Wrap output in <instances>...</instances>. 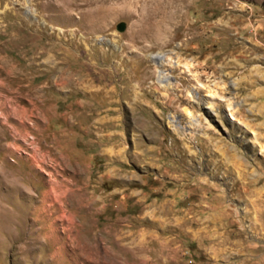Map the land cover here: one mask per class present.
Returning <instances> with one entry per match:
<instances>
[{"label":"rangeland","instance_id":"374dc122","mask_svg":"<svg viewBox=\"0 0 264 264\" xmlns=\"http://www.w3.org/2000/svg\"><path fill=\"white\" fill-rule=\"evenodd\" d=\"M264 0H0V264H264Z\"/></svg>","mask_w":264,"mask_h":264},{"label":"bare ground","instance_id":"6f19581e","mask_svg":"<svg viewBox=\"0 0 264 264\" xmlns=\"http://www.w3.org/2000/svg\"><path fill=\"white\" fill-rule=\"evenodd\" d=\"M264 150V149H263Z\"/></svg>","mask_w":264,"mask_h":264}]
</instances>
